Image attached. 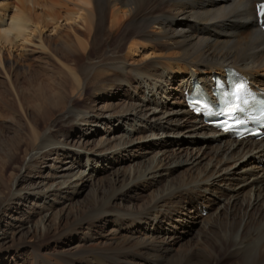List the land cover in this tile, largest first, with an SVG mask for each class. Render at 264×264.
Instances as JSON below:
<instances>
[{"label": "bare ground", "instance_id": "obj_1", "mask_svg": "<svg viewBox=\"0 0 264 264\" xmlns=\"http://www.w3.org/2000/svg\"><path fill=\"white\" fill-rule=\"evenodd\" d=\"M260 1L0 0V87L16 106L0 109L13 128L0 132V260L264 264V140H232L184 100L226 67L264 87ZM119 123L131 129L115 135ZM135 142L163 154L101 179L83 162Z\"/></svg>", "mask_w": 264, "mask_h": 264}, {"label": "rangeland", "instance_id": "obj_2", "mask_svg": "<svg viewBox=\"0 0 264 264\" xmlns=\"http://www.w3.org/2000/svg\"><path fill=\"white\" fill-rule=\"evenodd\" d=\"M18 1L19 0H10L11 3H15V4H17ZM0 6H1V3H0ZM33 56L35 58V57H37V54H34ZM40 71H41V74L40 75H42L41 76L42 78H45L46 76H48V74H50V72L48 70H45V71L44 70H40ZM175 83L176 82H174L173 85H175ZM10 96L11 95L9 94L8 90L6 89V87L5 86H3V87L1 86L0 87V109L5 110V112L8 111L7 113L9 115H12V113L14 114V112H16V106L13 104V102H11L12 100L10 99ZM4 103H6V105L3 106ZM101 105H102V102L98 100L97 106L100 107ZM67 127H66L67 130H69V126H67ZM100 127H101V131H97L95 133V135L93 136V139L98 140V139L104 138V135L105 134H103L101 132H102V129L105 126L104 125H100ZM128 128L131 129V126H129V124L124 125V123H119L118 128L115 130V131H117L115 133V135L122 134V132L125 131V130H127ZM12 130H13V128H12V125H11V122L10 121H8V120H3V121L0 120V132L1 133H4V134H6L8 136H11L12 135ZM186 140H190V138L188 137V138H186ZM199 142L201 143V144L199 143V145H202L203 142L202 141H199ZM140 144H141L140 142H135L131 146L127 147V148L118 150L117 152L114 153V157L112 159L113 161L112 160L111 161L109 160L108 162L101 161L99 163H96V162L89 161L86 158V156H85L83 158V162H84L85 165L87 164V166H88L89 169L95 170L96 179H101V178H106L107 176H109L112 172H114L115 169H118V168H121V169H124V168H133V165H137L138 162L140 163V162H145V161L152 160L155 156L157 158H159L163 154V153H158L159 155L156 154V150H153V148H151V147H145V148H143L144 150H146V151H144L140 147L141 146ZM181 145H182V143H180V144H178V143L177 144H171V146H169L167 148V153L166 154H168L169 152H172L173 150L179 149V147ZM187 145L189 147H191V146L196 145V144H193L192 143V144H187ZM130 150L132 151L131 153H130ZM132 155H134V156H132ZM117 160H118V162H117ZM1 167H2V162L0 160V170H1ZM104 168H106V170H104ZM81 170H83V169L82 168L79 169V167H78L77 169H75V172L74 173L75 174L78 173V176H79L81 174ZM185 170L186 169H181L179 171H174V173L170 177H163V178L158 177V178H161V179H160V181L158 180L156 182V185L157 186H164L166 184L167 179H169L171 177L175 178L176 180L182 179L183 172ZM9 173H10V171H7V176L9 175ZM154 173H156V172H154ZM78 176H74L73 177V181H75L78 178ZM74 178H76V179H74ZM133 178H135L136 183H138V184L140 183V179H138V178H141V177H137V175L134 174L133 175ZM147 188H145L143 190L144 193H146V194L148 192H151L152 187H147ZM85 189L86 190L83 192L84 193L83 195L81 194L78 197H75L74 196L73 199H76L77 198L78 200H82V199L85 200L86 197L88 196V193H86L87 192V188H85ZM128 200L129 199L127 197H124L123 200H122V202L127 205L129 203ZM138 201L139 200H135L134 202H138ZM70 203L71 202H67L66 204H70ZM49 214H50V212H49ZM53 214H55V212ZM54 222H55V220L52 223H54ZM53 226H55V223L53 224ZM53 228H55V227H53ZM111 228L116 229V228H118V225H115L114 221H110L105 226V229L108 230V229H111ZM7 230H9V229H7ZM40 234L41 233H40V230H39V233H37V234L36 233H29L28 236L25 235L26 237L24 235H17L16 238H19V237L20 238H24V240H25L26 243L36 244L37 243V240H35V239L40 238V236L38 237V235H40ZM48 244L49 243H47L46 246H48ZM53 246H55V245L53 244ZM30 248H31V246L30 245H27V246H25L20 251V253L18 252L17 253V257H16L17 258V261H18V259H20L19 258V254H20V257H26V256L30 255L31 254ZM6 253H8V250H6L5 252H3L2 255L6 254ZM5 258L6 257H2L3 261L0 260V264H5V261H4ZM15 263H16V261H15ZM215 263L216 264H221L222 263L221 262V258L219 257V258L215 259ZM29 264H36V263L31 260L29 262ZM38 264H44V263H42V261H40Z\"/></svg>", "mask_w": 264, "mask_h": 264}, {"label": "snow or ice", "instance_id": "obj_3", "mask_svg": "<svg viewBox=\"0 0 264 264\" xmlns=\"http://www.w3.org/2000/svg\"><path fill=\"white\" fill-rule=\"evenodd\" d=\"M261 10V14H264V4L258 5Z\"/></svg>", "mask_w": 264, "mask_h": 264}]
</instances>
